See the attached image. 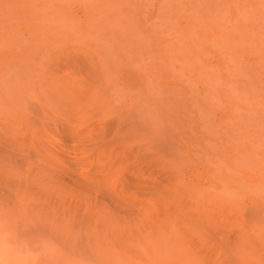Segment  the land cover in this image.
<instances>
[{
	"label": "rangeland",
	"instance_id": "1",
	"mask_svg": "<svg viewBox=\"0 0 264 264\" xmlns=\"http://www.w3.org/2000/svg\"><path fill=\"white\" fill-rule=\"evenodd\" d=\"M0 264H264V0H0Z\"/></svg>",
	"mask_w": 264,
	"mask_h": 264
}]
</instances>
